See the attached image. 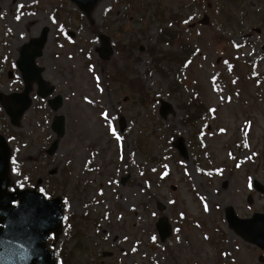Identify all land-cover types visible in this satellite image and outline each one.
<instances>
[{
  "label": "rangeland",
  "instance_id": "obj_1",
  "mask_svg": "<svg viewBox=\"0 0 264 264\" xmlns=\"http://www.w3.org/2000/svg\"><path fill=\"white\" fill-rule=\"evenodd\" d=\"M44 27L36 64L62 106L37 111L34 99L13 128L0 112V134H12L10 190L62 198V232L46 242L56 264H264L224 218L264 213L252 187L264 186V0H101L86 15L69 0H0L5 69ZM10 83L2 72L0 93ZM159 100L172 106L164 119Z\"/></svg>",
  "mask_w": 264,
  "mask_h": 264
},
{
  "label": "water",
  "instance_id": "obj_2",
  "mask_svg": "<svg viewBox=\"0 0 264 264\" xmlns=\"http://www.w3.org/2000/svg\"><path fill=\"white\" fill-rule=\"evenodd\" d=\"M74 2L84 14H89L93 7L101 0H70ZM207 18L204 16L201 23ZM69 36L73 34L68 33ZM48 42V28L41 30L38 38L28 41L21 48L20 59L16 66L22 75L25 87L22 93L12 94L10 98L13 103H21V108L14 113L8 106L6 113L10 116L11 124L17 126L22 114L29 108V92L31 84L38 85V95L46 98L53 91V88L45 89L41 77L42 68L36 66L35 59L42 55L44 46ZM143 48L140 47V51ZM99 56L106 58L113 52L108 37L100 36ZM61 97L54 98L52 109L57 111L61 106ZM159 115L162 119L168 113H172V106L163 100H159ZM64 116L59 115L53 121L52 129L56 133V139L47 150L48 155H53L58 147V140L64 136ZM120 132L123 129L122 118L120 119ZM182 138H177L172 147L178 155L187 160L186 149ZM10 149L3 137L0 136V264H55L54 253L48 251L46 240L50 234L56 238L62 231L63 206L61 198L55 197L45 200L35 190H8L11 185L9 177ZM55 172V170H54ZM254 188L264 194V186L257 181L253 183ZM250 200V198H249ZM15 202L18 204L14 205ZM162 208H159L161 210ZM224 216L230 229L234 230L244 241L251 243L264 250V214L254 213L251 218L240 219L236 216L232 207L224 210ZM155 229L160 242H164L171 233V227L166 218H160ZM109 253H102V256H109Z\"/></svg>",
  "mask_w": 264,
  "mask_h": 264
},
{
  "label": "flooded vegetation",
  "instance_id": "obj_3",
  "mask_svg": "<svg viewBox=\"0 0 264 264\" xmlns=\"http://www.w3.org/2000/svg\"><path fill=\"white\" fill-rule=\"evenodd\" d=\"M78 8V7H77ZM20 52H21V49H20V51H19V56L18 57H20ZM43 54V53H42ZM42 56V55H41ZM40 56V57H41ZM40 57H38V58H40ZM38 58H36L35 59V63H36V60L38 59ZM7 58H5V56L3 57V58H0V76L2 75V72H5L6 71V79L8 80V81H13V83H10L13 87L14 86H16V85H19L17 88H15V89H13V90H11L9 93H7V95H4V94H2V93H0V112H2L3 113V118L5 119V122L7 123L6 125H3V127H5V128H8V127H11L12 126V124H11V121H10V116L6 113V107L8 106L14 113H16L20 108H21V103L20 102H16V104L15 103H13V100L8 96L9 94H14V93H20L23 89H24V86H25V84H24V81H23V79H22V75L19 73V71L17 70V68H16V63H17V61H18V59L15 61L14 60V62H11L10 63V66L7 68V69H5V67L4 66H6V63H5V60H6ZM37 65V64H36ZM41 74H43V69H42V71H41ZM44 81V80H43ZM50 86L51 85H49L48 83L46 84L45 83V81H44V88L45 89H49L50 88ZM9 87H10V85H9ZM33 87H35V88H33ZM53 89H54V86H51ZM35 93V94H34ZM38 85L36 84V82H33L32 84H31V90H30V92H29V98H30V106H29V108L27 109V111L29 110V109H31V108H33L34 107V102H35V100L34 99H36L37 101H39V103H37V108H38V110L37 111H44L43 109H49V110H52V107L54 106V103H52V101H54V98L56 97V96H58V95H55V96H52V97H50V96H48L47 98H40L39 96H38ZM50 97V98H49ZM61 99H62V97H61ZM43 100H45L44 101V103L42 104V101ZM62 102H63V100L61 101V106H62ZM39 106L41 107V108H39ZM60 106V107H61ZM59 107V108H60ZM27 111H25L23 114H22V116H21V118L19 119V123H18V125H20V123H21V120H22V118L24 117V114L27 112ZM53 111V110H52ZM54 112H56V111H54ZM55 120V119H54ZM53 120V121H54ZM2 121V120H1ZM53 121H51V123H50V129H51V131H52V133H53V129H52V123H53ZM14 126H12V128H13ZM0 135H2V134H0ZM4 138H5V140H6V142L7 143H10V142H12L13 140H11L10 138H11V136H12V134H8L7 132H5L4 133V135H2ZM16 140V139H15ZM43 152L45 153L46 152V150H43ZM46 154V153H45ZM252 187H253V182H252ZM250 199L251 200H247V203L250 205L251 203H252V198L250 197ZM249 244V243H248ZM260 258H262V256H260Z\"/></svg>",
  "mask_w": 264,
  "mask_h": 264
},
{
  "label": "snow or ice",
  "instance_id": "obj_4",
  "mask_svg": "<svg viewBox=\"0 0 264 264\" xmlns=\"http://www.w3.org/2000/svg\"><path fill=\"white\" fill-rule=\"evenodd\" d=\"M21 7H23L22 5H18V10H19V8H21ZM20 17L19 16H17L16 17V19H19ZM185 23H187V21H185ZM91 70V69H90ZM99 78H97V80H98ZM102 115L104 116V118L105 119H108V114H107V112H104V113H102ZM109 126H110V128H111V122H109ZM113 133H114V129H113ZM117 139H119V137H117ZM239 166V165H238ZM205 210L207 211V206H205ZM207 238V237H206ZM153 239H155V238H153Z\"/></svg>",
  "mask_w": 264,
  "mask_h": 264
},
{
  "label": "trees",
  "instance_id": "obj_5",
  "mask_svg": "<svg viewBox=\"0 0 264 264\" xmlns=\"http://www.w3.org/2000/svg\"><path fill=\"white\" fill-rule=\"evenodd\" d=\"M163 29V28H162ZM172 37V36H171ZM185 50H184V47L183 48H181V52H184ZM162 55V54H161ZM163 59V58H162ZM64 223V222H63Z\"/></svg>",
  "mask_w": 264,
  "mask_h": 264
}]
</instances>
